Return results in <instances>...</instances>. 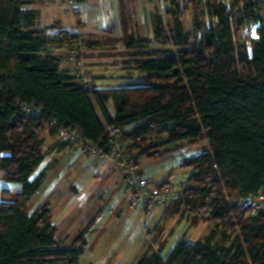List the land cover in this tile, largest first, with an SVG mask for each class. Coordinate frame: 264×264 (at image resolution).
<instances>
[{
    "label": "trees",
    "instance_id": "trees-1",
    "mask_svg": "<svg viewBox=\"0 0 264 264\" xmlns=\"http://www.w3.org/2000/svg\"><path fill=\"white\" fill-rule=\"evenodd\" d=\"M168 1L169 21L158 15L153 24V42L164 49L133 61L142 82L102 92L84 88L47 53L52 44L80 48L76 36L52 39L35 28L39 12L25 9V0H0V174L22 186L17 194L4 190L0 201V264H80L97 219L67 247L55 236L49 203L28 211L44 180L33 177L44 159L41 133L70 129L109 155L108 126L120 130L138 166L163 149L208 142L184 161L189 184L172 204L194 214L192 226L211 224L210 232L195 242L182 237L166 257L160 233L158 249L150 245L135 264H264V210L253 214L232 198L264 196V0H188L192 35L186 7ZM257 23L249 51L239 34ZM150 43L125 39L129 49Z\"/></svg>",
    "mask_w": 264,
    "mask_h": 264
},
{
    "label": "crops",
    "instance_id": "crops-1",
    "mask_svg": "<svg viewBox=\"0 0 264 264\" xmlns=\"http://www.w3.org/2000/svg\"><path fill=\"white\" fill-rule=\"evenodd\" d=\"M25 2V9L39 12L36 29L44 30L52 39L62 32L77 37L81 61L97 91L142 82L143 75L134 66L135 58L128 55L132 49L125 45L126 37L149 39L151 43L146 45V51L164 49L153 42V24L158 15L169 21L168 0ZM67 51L65 43L52 44L47 49V53L59 58L62 72H71L70 64L65 61ZM107 111L111 117L116 114L112 100ZM132 129L130 126L126 130ZM41 138L44 159L33 177L42 173L44 180L29 202L28 211L33 213L49 203L55 236L67 247L97 219L80 264H135L150 245L158 249L153 240L160 233L164 243L161 255L166 257L182 237L195 242L210 232L206 233L208 222L192 226V218L184 208L169 205L148 208L135 202L121 170L111 158L84 152L76 145H64L49 127L42 131ZM196 146H173L161 150L155 158L143 157L140 171L153 187L184 188L189 184L191 169L182 165L202 153ZM21 189L20 184L7 182L0 174V201L4 190L17 194Z\"/></svg>",
    "mask_w": 264,
    "mask_h": 264
},
{
    "label": "built area",
    "instance_id": "built-area-1",
    "mask_svg": "<svg viewBox=\"0 0 264 264\" xmlns=\"http://www.w3.org/2000/svg\"><path fill=\"white\" fill-rule=\"evenodd\" d=\"M259 27V23L250 26L254 39L259 38ZM65 61L70 64L71 72L81 79L84 88H91L92 83L89 74L81 61L80 48L77 45L72 44L68 46ZM106 130L110 142L112 143V150L109 155L104 154L103 151L82 141L79 135L73 130L61 128L58 131L57 136L61 142L76 145L84 152H96L103 157L106 156L111 158L121 170L135 202L148 208H153L156 206L170 205L182 199V188H177L175 185H168L161 188L153 187L148 177L140 171V167L137 165L133 154L129 152L127 142L121 139L120 130L112 126H108ZM235 202L237 205L248 207L253 214L264 210L263 195L250 194L246 197L236 199Z\"/></svg>",
    "mask_w": 264,
    "mask_h": 264
},
{
    "label": "rangeland",
    "instance_id": "rangeland-1",
    "mask_svg": "<svg viewBox=\"0 0 264 264\" xmlns=\"http://www.w3.org/2000/svg\"><path fill=\"white\" fill-rule=\"evenodd\" d=\"M224 1L226 3H229L230 1L232 2L234 0H224ZM178 2H180V4H181L182 7H186V8H183V21H184L186 30L187 31H190V33H191L190 35H192V31H193V25H192L193 9L191 7H188L187 6L188 0H178ZM204 20H205V22L207 24L209 23V19L207 17H205ZM251 40H254V38L252 36L251 28L250 27L243 28L241 30L240 34H239V43H246L247 44V47H248V50L250 51L251 50V44H250L251 43ZM144 49H146V48H144ZM144 49H132L131 51L128 52V55L133 56L136 59L137 58L136 57V54L138 52H148V51H146ZM197 144H198V146H196L195 149H202V150H204L208 146V142L206 140L205 141H200ZM175 186L177 188H182V187L177 186V185H175ZM237 197L238 196H236V195L235 196H232V198L234 200L237 199ZM169 206H173L174 208L179 207V205H174V204H170ZM189 217L190 218H193L194 217V214H190ZM201 227H203V226H201ZM210 229H211V225L209 224L206 233H208L210 231ZM204 230H202V232Z\"/></svg>",
    "mask_w": 264,
    "mask_h": 264
}]
</instances>
